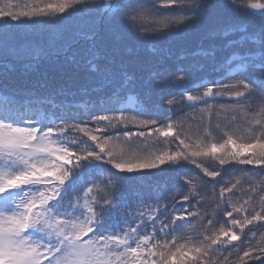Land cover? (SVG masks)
<instances>
[{"label":"snow or ice","instance_id":"obj_1","mask_svg":"<svg viewBox=\"0 0 264 264\" xmlns=\"http://www.w3.org/2000/svg\"><path fill=\"white\" fill-rule=\"evenodd\" d=\"M262 174L264 0L0 4V264H264Z\"/></svg>","mask_w":264,"mask_h":264},{"label":"trees","instance_id":"obj_2","mask_svg":"<svg viewBox=\"0 0 264 264\" xmlns=\"http://www.w3.org/2000/svg\"><path fill=\"white\" fill-rule=\"evenodd\" d=\"M6 0H0V4L5 3ZM12 3H19L21 9L24 8L25 5H33V4H43V3H48V2H52V3H56L58 2V0H11ZM237 2L239 3L240 0H237ZM196 43H198V41L194 40L191 42V47H195ZM180 54L179 48H177V55ZM130 70H132L130 68ZM81 83H84V81H81ZM225 83H227V81H225ZM171 91L175 92V89H172ZM200 91H203V89H200ZM227 101H218L217 105H216V110L219 112V115H216L215 113H213L212 115V121H213V126H215V124L219 123L221 125V129L220 130H216L213 134L212 139L215 140H219L222 138V130L224 129V125L227 124L233 113L230 111H225L223 109L220 108V104H226ZM203 105H198L196 109H190V108H184L182 111H178L177 115L175 117H173L174 120L177 119H184L185 118V114H188V118L185 120V125H189V124H196L197 122H199V120L201 119V114L199 112V109L202 108ZM98 114H102V113H98ZM195 115L197 117V120L194 122L191 120V116ZM145 119L150 118V117H144ZM203 118L206 120L207 116L204 115ZM162 124H166L167 121L166 120H161L160 121ZM121 127H124V125H121ZM128 128L131 131H137V127L135 125H128ZM195 130V129H194ZM202 131V129H201ZM241 136H244L245 138L248 136V133L244 130V126L241 125L240 126V133ZM191 167V166H190ZM173 176V178L177 181L180 180L181 176L183 175V173H172L171 174ZM264 175V174H262ZM241 176V173L238 171H232L229 174H227L224 179L228 180L230 178H235L238 179ZM235 179H233V182H235ZM177 200H179V196L176 197ZM184 208H188L189 211H195V209L193 208H189L187 205L184 206ZM184 208H181L180 211H184ZM221 223H223V221H221ZM190 225H197L194 229H190ZM218 226V225H217ZM200 231L199 227H198V223L197 221H189L188 224L183 225L180 229H178L177 234H183L185 238L194 236L196 232ZM255 235H256V240H259L261 238V235L264 234V228H258L255 229ZM249 236H251V233L249 234ZM168 239H171V236L168 237ZM256 241H253V243H255ZM225 255H227V253H225ZM233 259H235V257H233ZM217 260H223V256H217Z\"/></svg>","mask_w":264,"mask_h":264}]
</instances>
